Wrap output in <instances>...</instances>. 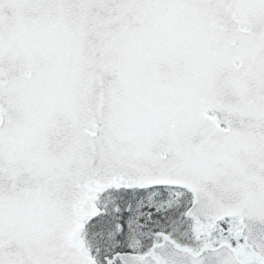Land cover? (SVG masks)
<instances>
[{"label": "snow or ice", "instance_id": "obj_1", "mask_svg": "<svg viewBox=\"0 0 264 264\" xmlns=\"http://www.w3.org/2000/svg\"><path fill=\"white\" fill-rule=\"evenodd\" d=\"M0 264H264V0H0Z\"/></svg>", "mask_w": 264, "mask_h": 264}]
</instances>
